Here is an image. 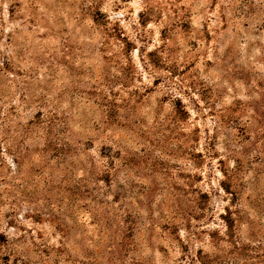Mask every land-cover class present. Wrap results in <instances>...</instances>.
Wrapping results in <instances>:
<instances>
[{
	"label": "rangeland",
	"instance_id": "374dc122",
	"mask_svg": "<svg viewBox=\"0 0 264 264\" xmlns=\"http://www.w3.org/2000/svg\"><path fill=\"white\" fill-rule=\"evenodd\" d=\"M262 119L264 0H0V264H264Z\"/></svg>",
	"mask_w": 264,
	"mask_h": 264
},
{
	"label": "trees",
	"instance_id": "16d2710c",
	"mask_svg": "<svg viewBox=\"0 0 264 264\" xmlns=\"http://www.w3.org/2000/svg\"><path fill=\"white\" fill-rule=\"evenodd\" d=\"M264 123V119L261 120V124ZM264 130V129H263ZM242 163V162H241ZM241 163L238 162L236 167L231 172V174L227 175L224 174L226 177L224 180L221 181V185L225 191L230 192L231 194L236 193L237 191L234 188H231L232 180L238 176V172L240 171ZM257 174H255L256 176Z\"/></svg>",
	"mask_w": 264,
	"mask_h": 264
}]
</instances>
